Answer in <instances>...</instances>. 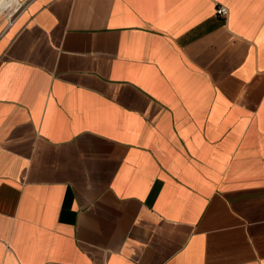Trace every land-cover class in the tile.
I'll return each mask as SVG.
<instances>
[{
    "label": "crops",
    "instance_id": "1",
    "mask_svg": "<svg viewBox=\"0 0 264 264\" xmlns=\"http://www.w3.org/2000/svg\"><path fill=\"white\" fill-rule=\"evenodd\" d=\"M0 264H264V0L0 25Z\"/></svg>",
    "mask_w": 264,
    "mask_h": 264
},
{
    "label": "built area",
    "instance_id": "2",
    "mask_svg": "<svg viewBox=\"0 0 264 264\" xmlns=\"http://www.w3.org/2000/svg\"><path fill=\"white\" fill-rule=\"evenodd\" d=\"M31 1L32 0H18V4L17 5L19 7L18 6L17 7L18 8L22 7V10H23V9H25L27 7V5ZM12 7H13L12 4L7 5L6 8H5V11H9L10 9H12ZM15 10H17V8ZM14 12H16V11H14ZM215 13H216L217 16L224 18L227 15V9H226V7H224L222 5H218L215 8ZM12 16H13L12 12L10 13V15L7 16V26L11 25V23L13 22L15 17H12Z\"/></svg>",
    "mask_w": 264,
    "mask_h": 264
},
{
    "label": "rangeland",
    "instance_id": "3",
    "mask_svg": "<svg viewBox=\"0 0 264 264\" xmlns=\"http://www.w3.org/2000/svg\"><path fill=\"white\" fill-rule=\"evenodd\" d=\"M13 7H12V9H10L9 10V14L12 12V14H13V16L12 17H15L21 10H22V7H20V8H18L16 5H15V3H13V5H12ZM17 8V10H15ZM5 9H3V10H1L0 11V14H1V12H3ZM14 11H16V12H14ZM5 13H3L1 16H0V25L2 26V25H4L5 23H7V16H5L6 15V13H7V11H4Z\"/></svg>",
    "mask_w": 264,
    "mask_h": 264
},
{
    "label": "bare ground",
    "instance_id": "4",
    "mask_svg": "<svg viewBox=\"0 0 264 264\" xmlns=\"http://www.w3.org/2000/svg\"><path fill=\"white\" fill-rule=\"evenodd\" d=\"M13 3H15V5L17 6L18 0H0V11L5 9L7 5H10V4L13 5ZM8 15H10V14H8ZM5 16H7V15H5Z\"/></svg>",
    "mask_w": 264,
    "mask_h": 264
}]
</instances>
